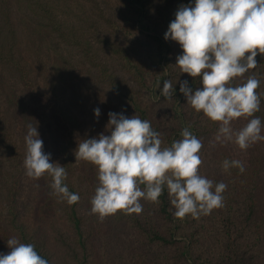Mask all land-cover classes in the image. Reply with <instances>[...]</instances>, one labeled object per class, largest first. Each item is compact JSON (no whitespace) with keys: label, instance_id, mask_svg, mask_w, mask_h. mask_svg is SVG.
Here are the masks:
<instances>
[{"label":"trees","instance_id":"trees-1","mask_svg":"<svg viewBox=\"0 0 264 264\" xmlns=\"http://www.w3.org/2000/svg\"><path fill=\"white\" fill-rule=\"evenodd\" d=\"M114 1L118 4L116 11L106 15L98 0H0V171L5 180L1 199L5 212L0 216V254L10 250L7 240L14 237L21 243L33 244L49 264H58L44 235L36 236L28 226L29 219L19 200L25 176L22 175L21 152L17 148L24 141L28 124H36L43 137L50 132L54 162L65 168L64 183L70 192L80 197L73 178L76 167L73 144L78 121L70 112L73 107H84V103H75L70 98L64 105L59 85V80L67 81L75 73L72 71L74 62L68 59L72 52L79 54V69L91 83L90 92L113 101L111 105L105 104L109 112L122 113L126 117L137 115L150 121L153 130L160 133L161 147L181 139L180 133L185 127L201 141L206 136L207 131L201 125L204 114L197 113L189 105L186 107V98L179 91V82L184 80L193 89L201 87L200 78L180 73L174 64L182 49L177 42L164 39L176 10L194 0ZM95 41L107 44L123 74L115 73L107 62L97 58ZM255 59L256 68L232 83L240 84L251 75L257 76L260 85L256 91L261 103L260 111L254 115L264 123V55L258 54ZM166 79H170L174 87L170 99L161 96L155 87L160 81L162 88ZM89 106L92 105L84 108L87 110ZM43 120L48 121L44 126L46 130H43ZM83 137H86L85 132ZM199 154L203 161L200 174L214 183L227 185L222 207L199 219L190 215L178 219L172 214L174 208L165 188L158 203L141 200V213L118 211L113 215L126 224L129 233L124 238L126 245L134 250L141 249L140 264H214V251L218 252V264H251L247 254L259 241V157L250 151V158L243 163L245 171L240 173L235 167L228 172L222 170V161L233 160L230 157H209L207 153L201 154V150ZM29 180L27 183L31 186ZM33 181L36 189L32 191L31 207L36 208V214L45 213L41 217L48 222L59 210L82 249L79 254L69 247L65 256L69 252L70 262L63 264H86L88 245L79 212L81 198L72 205L58 200L50 194L51 178L47 174ZM37 223L40 222H34L36 230ZM57 234L61 235L56 231ZM162 247L166 249H160ZM150 248L159 254L151 256L146 251ZM169 248L172 250L168 251ZM100 256L103 264L113 261L118 264L105 253Z\"/></svg>","mask_w":264,"mask_h":264},{"label":"clouds","instance_id":"clouds-1","mask_svg":"<svg viewBox=\"0 0 264 264\" xmlns=\"http://www.w3.org/2000/svg\"><path fill=\"white\" fill-rule=\"evenodd\" d=\"M164 39L177 42L182 49L174 64L180 73L200 78L201 87L193 89L184 80L179 82V91L197 113L218 123L216 141L234 143L241 150L264 141V123L254 115L260 111L261 98L256 91L260 80L251 75L240 84L232 83L256 68L258 54L264 55V0H194L181 5ZM155 87L161 96L172 98L170 79L163 81L162 88L157 81ZM93 112L100 116L99 108ZM108 117V135L101 132L84 138L74 150L75 161L90 163L97 170L90 213L101 222L118 211L141 213V200L158 203L165 188L174 208L172 214L178 219L187 215L199 219L223 206L227 185L200 174L202 141L188 127L181 130V139L161 147L160 133L153 130L150 121L114 112ZM242 117L247 123L233 129L232 122ZM24 142L25 175L38 180L47 174L51 195L68 205L78 203L79 194L70 192L64 183L65 168L50 162L51 154L44 152L36 124L27 125ZM221 167L224 172L233 167L240 173L245 171L240 160L225 159ZM7 245L10 250L0 254V264H49L31 243L13 237Z\"/></svg>","mask_w":264,"mask_h":264},{"label":"rangeland","instance_id":"rangeland-1","mask_svg":"<svg viewBox=\"0 0 264 264\" xmlns=\"http://www.w3.org/2000/svg\"><path fill=\"white\" fill-rule=\"evenodd\" d=\"M99 6L104 10L106 15H112L118 6V4L114 0H98ZM102 29V27H99ZM91 30H93L91 28ZM101 37H105L101 34ZM112 39H109V41ZM94 41V40H93ZM95 48L97 50V58L107 62L110 68L117 74H123L119 69L118 65L115 61V55L111 52L110 48L106 43L95 41ZM74 54V55H73ZM76 54L75 51L72 54L68 55V59L71 62H74V68L72 71H75L74 75L70 77L69 80L61 81L59 80V85L61 90H63V98L61 100L66 104V100H75L80 103H84L83 106H89L87 110L84 107L78 108L73 107L72 112H70L73 116L77 118L78 124L76 129V137L74 140V150L77 148V145L84 138H92L97 136L99 133L103 132L105 135H108L109 132L106 131L105 125L109 119L108 113L109 110L106 108V102L111 105L113 101H107L106 96L102 94L91 93V89L89 86L91 83L88 81L87 76L79 69L81 59ZM75 59V60H74ZM91 101V103H86ZM187 107L188 104L185 103ZM92 108H99L103 114L97 118L94 116V112L89 111ZM119 109V108H118ZM155 114H162L159 111H154ZM202 121V129L206 130V136L202 140V149L201 154L207 153L209 157L212 156H226L230 157L233 160H240L242 163H246L250 158V151H253V154L259 157V173H258V204L259 211L257 213V220L259 223L258 231H259V241L256 248L253 250H249L247 255H250L251 264H264V142L259 141L253 145H251L247 150H241L234 143H224L221 144L216 141L215 137L218 134V123L213 122L208 119L206 116L201 117ZM48 121L43 120V128ZM247 123L245 118H237L232 122L233 129L238 130L244 124ZM16 130V129H15ZM43 130H46L44 128ZM85 132L86 137H83V133ZM39 133V132H38ZM39 138L43 141V150L45 153H50V162H54V154H53V139L50 132H47L44 137L39 134ZM24 139V137H23ZM73 150V155H74ZM258 150V152H257ZM17 151L21 152V167L23 174L25 176L24 179V187L19 195V200L22 201L23 211L27 215L29 222L28 226L31 228V232L36 236L44 235L45 240L47 241V246L50 248V252L53 259L57 260L58 264H63L64 262H70L69 252L68 255L65 256V251L69 247L74 248L79 254H81L80 244L77 243V236L73 233V230L69 227L67 220L60 215L59 210H57L56 217L50 219V221H45L41 217L45 213L42 212L36 214L35 209L32 208V199L34 194L32 193L33 188L36 182L33 179H30L29 182L31 186L28 185V177L25 175V169L23 167V160L25 156V142L23 141L20 146L17 148ZM75 168L73 170V178L75 180V185L80 191L81 204L79 206L80 215H82L83 219V231L84 236L86 234L88 245L87 250V262L86 264H99V261L102 263L101 253L107 254L111 258H115L118 264H140L142 261L138 256L141 249L134 250L131 247H128L125 241V237L129 234L128 230L125 228L126 224L122 222L119 218H115L113 215L107 216L103 222H101L98 217L94 214L90 213V199L94 195L95 188L97 187V170L95 166L90 163L83 161H75ZM213 160V159H212ZM214 167V166H210ZM5 169V168H4ZM3 171H0V216L4 214L5 209L3 208V203L1 202L2 197H4V177H2ZM44 189V187L42 186ZM33 195V196H32ZM31 208V209H30ZM44 209V208H42ZM41 211H44L42 210ZM46 210V209H45ZM59 213V214H58ZM34 222H40L38 224V230H36ZM44 222V223H43ZM34 225V226H33ZM56 231L59 234L56 235ZM56 236L57 239H56ZM89 237V238H88ZM182 241V240H179ZM160 249L165 250L166 247H162ZM171 251L172 249H167ZM151 256H155L159 254V252H154V249L146 250ZM162 253V252H160ZM67 254V252H66ZM212 256V260L214 264H218V252L214 251ZM140 260V262L138 261ZM103 264V263H102ZM114 264V261L113 263Z\"/></svg>","mask_w":264,"mask_h":264}]
</instances>
